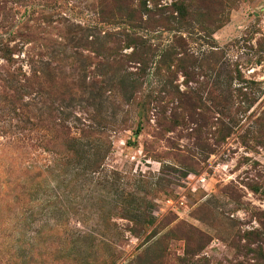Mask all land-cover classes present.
I'll return each instance as SVG.
<instances>
[{"label":"rangeland","instance_id":"obj_1","mask_svg":"<svg viewBox=\"0 0 264 264\" xmlns=\"http://www.w3.org/2000/svg\"><path fill=\"white\" fill-rule=\"evenodd\" d=\"M210 1L227 23L205 40L197 19L183 37L198 56L214 44L220 60L199 82L180 72L179 95L163 94L171 126L134 106L108 117L101 140H83L89 94L56 99L45 75L57 64L76 75L78 51L91 58L87 84L99 86L96 54L55 28L95 22L97 0H0V264H264V0ZM189 174L204 186L187 190ZM180 194L177 213L153 215Z\"/></svg>","mask_w":264,"mask_h":264},{"label":"trees","instance_id":"obj_2","mask_svg":"<svg viewBox=\"0 0 264 264\" xmlns=\"http://www.w3.org/2000/svg\"><path fill=\"white\" fill-rule=\"evenodd\" d=\"M51 1L56 6L61 0ZM218 1L221 6L222 1ZM214 10L210 0H174L171 4H163L161 0H97L95 22L86 25L73 24L67 19L57 20L56 25L61 26L55 28H63L58 33L65 42L79 45L76 47L79 50L96 54V73L103 78L98 82L99 86L87 84L90 71L88 61L91 58L78 51L70 56L74 62L79 63V59L83 62L77 68L73 65L72 71L77 72L76 75L66 74L58 64L45 75L46 79L52 78L51 89L56 99L73 101L80 92L89 94L85 109L88 125L78 129L81 138L101 140L106 134L108 117H126L134 106L139 109L140 115L146 114L149 118L153 114L161 127L171 126L162 117L165 109L162 105L163 94L173 97L179 95L174 81L180 72L190 81L199 82L197 78L213 71L220 60L218 53L213 50L216 48L214 44L209 45L210 52L198 56L191 48L190 39L183 37V32L190 33L195 28V21L200 19L206 25L203 28L205 31L199 30L203 34L201 39L211 40L214 33L228 21L226 11L225 17H219ZM51 18L49 22L55 24ZM165 32L172 34L171 40L166 45L156 42ZM92 35H97V38L90 40ZM126 49H131V53H124ZM55 56L56 63H66L64 61L67 59L62 58L60 53H55ZM197 91L190 90L183 103L190 117L196 108L197 99L194 96L198 94ZM110 99L113 100L110 102ZM115 122L122 126L127 124L126 120ZM68 130L69 141H78V138L71 136L72 129L67 127ZM141 130L139 126L135 135L139 136ZM139 218L144 219L137 217V221ZM147 219H144V224H148Z\"/></svg>","mask_w":264,"mask_h":264},{"label":"built area","instance_id":"obj_3","mask_svg":"<svg viewBox=\"0 0 264 264\" xmlns=\"http://www.w3.org/2000/svg\"><path fill=\"white\" fill-rule=\"evenodd\" d=\"M206 182V178L203 176H198L196 174H189L186 177L185 183L187 184V190H191L193 192L198 190V186H204ZM185 197L186 195L180 194L178 198L169 197L163 201H161V207L159 210H155L153 215L159 216L160 213H177L182 206L185 205Z\"/></svg>","mask_w":264,"mask_h":264}]
</instances>
